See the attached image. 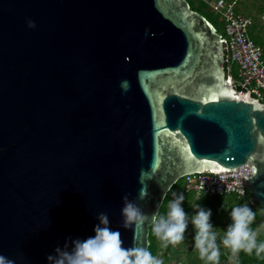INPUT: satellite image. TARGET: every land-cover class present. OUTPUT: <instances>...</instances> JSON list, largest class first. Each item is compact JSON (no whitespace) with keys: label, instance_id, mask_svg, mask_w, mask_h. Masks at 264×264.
<instances>
[{"label":"water","instance_id":"1","mask_svg":"<svg viewBox=\"0 0 264 264\" xmlns=\"http://www.w3.org/2000/svg\"><path fill=\"white\" fill-rule=\"evenodd\" d=\"M224 62L187 0H0V253L47 264L101 211L148 248L190 174L243 183L264 210V103ZM124 194L149 221L123 225Z\"/></svg>","mask_w":264,"mask_h":264},{"label":"clouds","instance_id":"2","mask_svg":"<svg viewBox=\"0 0 264 264\" xmlns=\"http://www.w3.org/2000/svg\"><path fill=\"white\" fill-rule=\"evenodd\" d=\"M29 27L35 22L28 20ZM145 190L138 193V199H143ZM168 201L167 213L153 214L151 217L152 231L165 245L177 244L184 240L185 230L189 224V214L182 204L183 192H173ZM122 222L125 227H140L149 221V215L143 211L136 200L127 194L122 196ZM196 211L191 215L193 226L194 247L199 255L211 264L219 261L220 250L217 242V231L211 221L212 210L197 203L193 205ZM230 222L223 229L222 243L230 252V259H237L241 250L257 255L264 253V240L257 239V232L252 227L255 211L246 202L233 206L228 213ZM94 234L85 238L76 237L63 246L57 245L47 254V264H162L160 258L154 256L146 247H124L118 229L110 227L107 212L97 214ZM0 264H16L14 258L0 253Z\"/></svg>","mask_w":264,"mask_h":264},{"label":"built area","instance_id":"3","mask_svg":"<svg viewBox=\"0 0 264 264\" xmlns=\"http://www.w3.org/2000/svg\"><path fill=\"white\" fill-rule=\"evenodd\" d=\"M224 23L223 45L225 59L235 66L234 84L241 94L248 91L259 101H264V50L249 36L250 20L237 12L232 4L224 0L205 1ZM181 191L195 192L208 196H235L255 207V198L248 193L243 183L236 180L220 178L215 173H200L183 176Z\"/></svg>","mask_w":264,"mask_h":264},{"label":"trees","instance_id":"4","mask_svg":"<svg viewBox=\"0 0 264 264\" xmlns=\"http://www.w3.org/2000/svg\"><path fill=\"white\" fill-rule=\"evenodd\" d=\"M187 1L192 10L203 15L209 22H211L214 25V23L208 17V14L206 11L208 10V5L205 2V0H200L199 4L195 6H192L189 0ZM214 27L216 28L215 25ZM252 36L255 37L254 35ZM252 40L258 45L257 41H255L254 39ZM232 66L233 64H231V62H229L228 59H225V62H224L225 71L227 74L234 77L236 75L235 69H234L235 67L233 68ZM235 89L240 90V87L237 84H235ZM181 186H182V180L179 179L177 183L174 184L170 188V190L167 192L159 208V211H158L159 214L164 215L167 213V204H168V201L173 198L172 193L180 189ZM184 196H185V199L184 201H182V204L185 208L186 213L189 214V224L185 230V238L183 241L177 244H167L166 249L163 252L164 257H167L168 255L175 256L176 254H178V251H179L178 246L183 244L184 241H186L187 239L188 240L190 239L193 241L194 229L191 224L190 217L196 211L193 205L199 203L202 206L211 208L212 210V215L210 219L214 227H216L217 242L219 244V250H220L219 261L217 262V264H264V253L257 255L255 253V250H253V252L250 254L241 250L238 254L237 259H230L231 252L222 243V237L224 235L223 227L226 226L230 222V217L228 213L230 212L231 208L235 206L236 204L245 202L243 199L237 198L235 196H227V195L208 196L205 194H199L198 197H195V192L184 193ZM250 207H252V209L255 211V218L252 222V227L257 232V239L264 240V229L259 230L262 224V220H263L261 212H260L262 208L258 205L256 207H253V206H250ZM148 240H149L148 249L151 251V253L154 256L157 257L158 252H159V247H160V241H159V238L153 233L152 225H150L149 227ZM184 247H185V244H184ZM184 251L186 252L185 264H211V262L206 261L204 258H202L199 255L198 249L194 247V241H193V245H190L188 250L185 249ZM162 264H165V263L162 262ZM174 264H178V263L176 262Z\"/></svg>","mask_w":264,"mask_h":264},{"label":"rangeland","instance_id":"5","mask_svg":"<svg viewBox=\"0 0 264 264\" xmlns=\"http://www.w3.org/2000/svg\"><path fill=\"white\" fill-rule=\"evenodd\" d=\"M189 1L192 6L198 5L200 2V0H189ZM207 1L211 2L213 0H207ZM224 1L232 4L233 8L237 12L249 18L250 20L249 36L255 41H257L258 45L262 47V49L264 50V0H224ZM207 5H208V10L206 11H207L208 17L214 23L218 32L223 35L224 34V23L220 15L216 14L215 11H213L212 8L209 6L208 3ZM252 35H254L255 37H253ZM232 67L234 68L235 66L233 65ZM232 85L235 88V84L232 83ZM176 192H182L181 188L178 189ZM198 195L199 194L195 193V197H198ZM260 212H261L263 220H262V224L259 230H262L264 229V210L262 209L260 210ZM225 227L226 226H224L223 229ZM159 241H160V247H159V252H158L157 257L160 258L162 262H164L165 264H174L176 262L178 264H185L186 252L184 250L185 249L188 250L189 246L193 245L192 240L187 239L186 241H184L183 244L179 245L178 254H176L175 256L168 255L167 257H164L163 255V252L166 249V245L160 239ZM184 244H185V247H184Z\"/></svg>","mask_w":264,"mask_h":264}]
</instances>
